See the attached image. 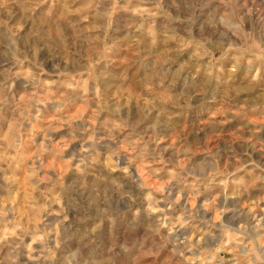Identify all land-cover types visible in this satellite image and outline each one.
Returning <instances> with one entry per match:
<instances>
[{
	"label": "clouds",
	"instance_id": "obj_1",
	"mask_svg": "<svg viewBox=\"0 0 264 264\" xmlns=\"http://www.w3.org/2000/svg\"><path fill=\"white\" fill-rule=\"evenodd\" d=\"M0 264H264V0H0Z\"/></svg>",
	"mask_w": 264,
	"mask_h": 264
}]
</instances>
